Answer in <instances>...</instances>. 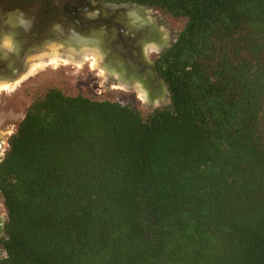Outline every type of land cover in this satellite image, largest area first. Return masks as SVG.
Returning a JSON list of instances; mask_svg holds the SVG:
<instances>
[{"label":"trees","instance_id":"16d2710c","mask_svg":"<svg viewBox=\"0 0 264 264\" xmlns=\"http://www.w3.org/2000/svg\"><path fill=\"white\" fill-rule=\"evenodd\" d=\"M186 19L168 103L50 88L0 160V264H264V0H98Z\"/></svg>","mask_w":264,"mask_h":264},{"label":"flooded vegetation","instance_id":"af4514ba","mask_svg":"<svg viewBox=\"0 0 264 264\" xmlns=\"http://www.w3.org/2000/svg\"><path fill=\"white\" fill-rule=\"evenodd\" d=\"M119 3L122 2L0 0V84H13L36 61L48 62L49 58L58 55L57 60L62 62L68 53L63 44L88 32L99 33L108 39L113 53L120 54L127 62L136 65L142 76L145 74L146 78L155 81L159 76L155 57L175 39L160 36L162 30L157 22L144 11L149 7L130 6L129 3L124 7L115 6ZM148 41L154 42L153 45ZM49 44L58 47L57 51L46 53ZM148 49L155 50L153 58L147 56ZM41 51L45 53L37 55ZM30 55L33 56L26 61V56ZM2 143L0 141V156Z\"/></svg>","mask_w":264,"mask_h":264},{"label":"rangeland","instance_id":"374dc122","mask_svg":"<svg viewBox=\"0 0 264 264\" xmlns=\"http://www.w3.org/2000/svg\"><path fill=\"white\" fill-rule=\"evenodd\" d=\"M144 11L147 12L149 18L151 17L157 22L158 28L162 30L160 36L169 37L172 41L186 24L185 18L173 17L158 9L146 8ZM57 48L53 44H49L46 53H54ZM154 51L148 49L147 56L153 58L155 56ZM44 53V51H41L37 55H43ZM31 56L33 55L26 56L25 60L29 61ZM92 59L93 56L88 54L80 60L79 64L68 59H65L66 63L58 60L57 64L50 63V61L47 64L43 61V66L36 68L32 75L21 83L19 82L16 88L10 91H0V141L3 142L0 158L3 157V153L8 148L7 138L15 131L16 125L23 117L28 105L33 100L41 97L50 88H56L70 95L81 94L94 99L126 103L139 111L144 117L153 109L168 103V95H165L156 104H146L139 97L138 91L134 87H124L115 80L106 77L102 68L98 66V62L95 61L94 66L91 65ZM37 62L39 61L34 63ZM151 81L152 83L156 82V80ZM0 219L6 220V211L3 207L1 195Z\"/></svg>","mask_w":264,"mask_h":264},{"label":"water","instance_id":"95a60500","mask_svg":"<svg viewBox=\"0 0 264 264\" xmlns=\"http://www.w3.org/2000/svg\"><path fill=\"white\" fill-rule=\"evenodd\" d=\"M127 3H119L116 4L115 6H127ZM130 6H138V4L136 3H129ZM91 37H95L93 38V40L88 41ZM99 36V37H98ZM82 39L79 40L80 42H75V39ZM76 38L67 40L66 43L63 44V48L66 47H74L75 49L79 50L81 48H89V49H93V51L96 53V56L99 57V67L102 68V70L105 73L106 77H109L113 80H115L116 82H118L119 84H121L124 87H134L135 88V84L136 83H141L142 86L148 91V93H152L154 94H159L160 97H158V102L161 100V98H163L165 95H168L166 86L163 82V80L161 79V77L156 76V71L153 70V74L156 76V82L152 83L151 80H144L143 78H145V74L142 76V74L139 73L138 68L136 65H132L131 63L127 62L120 54L118 53H113L111 51V48L109 46V40L104 38L102 35H100L99 33H94V32H88L86 34H80L79 36H77ZM84 39V40H83ZM78 58H80L79 55H76ZM117 58L119 61L112 63V58ZM111 59V60H110ZM143 64H145V60L143 58V56L141 57ZM116 60V59H115ZM150 66H152V64H150ZM122 69V71L124 72L125 76L130 73L132 74V78L129 79L128 81L123 80L120 77V74H118V69ZM141 78L139 79L141 82H136V80H134L133 78ZM143 79V80H142ZM150 79V78H149ZM150 82V84H149ZM148 105L153 104L152 101H149L148 103H146ZM4 222L2 219H0V236L3 235V225Z\"/></svg>","mask_w":264,"mask_h":264},{"label":"bare ground","instance_id":"6f19581e","mask_svg":"<svg viewBox=\"0 0 264 264\" xmlns=\"http://www.w3.org/2000/svg\"><path fill=\"white\" fill-rule=\"evenodd\" d=\"M96 37V36H95ZM95 37H91L90 38V36H89V39H88V41H90V40H93V38H95ZM99 37V36H98ZM80 39H76L75 40V42H80L79 41ZM84 40V39H83ZM149 42V41H148ZM148 42H146V44L148 43ZM153 43L154 42H149V44L151 45H153ZM156 47V46H155ZM66 50L68 51V53L66 54V59H68V60H72L73 62H76L77 64H79V62H80V60H82V58L85 56V55H91V56H93V61L91 60V65L92 66H94V63H95V58H96V60H97V64H98V66H99V57L98 56H96V53L93 51V49H89V48H81V49H79V50H77V49H75L74 47H66ZM56 55V54H55ZM76 55H79L80 56V58H78ZM54 56V55H53ZM58 56V55H57ZM65 57V56H64ZM95 57V58H94ZM116 59V60H115ZM111 60V59H110ZM48 61H50V63H54V64H57L58 63V60H57V58H56V56L55 57H51V58H49V60ZM117 61H119L117 58H112V63H114L115 64V62H117ZM40 62V63H39ZM39 62H37L36 64H34V65H32V66H30L29 67V69H28V71H27V73L24 75V76H22L19 80L17 79V81L16 82H14L13 84H0V91H2V90H7V91H10V90H12L13 88H16V86H18V84H19V82H20V80H23V79H25L27 76H29V75H32V73L36 70V68H38L39 66H43L42 64H44V63H47V64H49L48 62H44L43 63V61H39ZM62 62H64V63H66V61H65V59L62 61ZM46 64V65H47ZM118 74L117 75H119L120 74V77L123 79V80H126V81H128L129 79H131L133 76H132V74H130V73H128L126 76H125V74H124V72L122 71V69L120 68V69H118ZM105 74V73H104ZM134 80H136V82H141L139 79H141V78H139V79H137L136 77L135 78H133ZM145 81L146 80H150V79H148V78H146V76H145V78H143ZM142 79V80H143ZM149 84H150V82H149ZM135 90L136 91H138V94H139V97L143 100V101H145V103H148L149 101H152L153 102V104L155 103H157L158 101V97L160 96L159 94H154L153 92H156V91H153L152 93L150 92V93H148V91L142 86V84L141 83H136L135 85Z\"/></svg>","mask_w":264,"mask_h":264}]
</instances>
